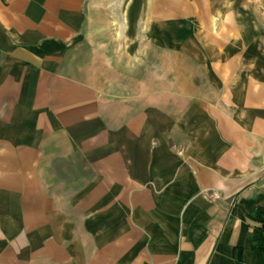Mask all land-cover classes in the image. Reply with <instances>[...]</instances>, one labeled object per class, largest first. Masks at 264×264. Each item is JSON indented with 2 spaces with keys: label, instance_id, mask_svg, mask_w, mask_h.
<instances>
[{
  "label": "crops",
  "instance_id": "obj_1",
  "mask_svg": "<svg viewBox=\"0 0 264 264\" xmlns=\"http://www.w3.org/2000/svg\"><path fill=\"white\" fill-rule=\"evenodd\" d=\"M95 3L0 0V264H264V0Z\"/></svg>",
  "mask_w": 264,
  "mask_h": 264
},
{
  "label": "rangeland",
  "instance_id": "obj_2",
  "mask_svg": "<svg viewBox=\"0 0 264 264\" xmlns=\"http://www.w3.org/2000/svg\"><path fill=\"white\" fill-rule=\"evenodd\" d=\"M96 5L104 9L95 14V19L91 29L88 30L89 36L96 44L102 45L107 54L126 55L129 53V47L122 45L128 33L124 29V16L128 0H94ZM139 37L143 35L142 31H137ZM137 35V36H138ZM139 48V47H138ZM139 51V49H138ZM156 55V52L154 51Z\"/></svg>",
  "mask_w": 264,
  "mask_h": 264
},
{
  "label": "trees",
  "instance_id": "obj_3",
  "mask_svg": "<svg viewBox=\"0 0 264 264\" xmlns=\"http://www.w3.org/2000/svg\"><path fill=\"white\" fill-rule=\"evenodd\" d=\"M253 240L258 247L264 246V225L256 228L252 234Z\"/></svg>",
  "mask_w": 264,
  "mask_h": 264
}]
</instances>
